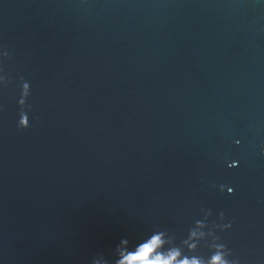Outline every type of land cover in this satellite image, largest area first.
I'll use <instances>...</instances> for the list:
<instances>
[{
    "label": "water",
    "instance_id": "95a60500",
    "mask_svg": "<svg viewBox=\"0 0 264 264\" xmlns=\"http://www.w3.org/2000/svg\"><path fill=\"white\" fill-rule=\"evenodd\" d=\"M0 46V264H264V0H0Z\"/></svg>",
    "mask_w": 264,
    "mask_h": 264
},
{
    "label": "clouds",
    "instance_id": "9594fccd",
    "mask_svg": "<svg viewBox=\"0 0 264 264\" xmlns=\"http://www.w3.org/2000/svg\"><path fill=\"white\" fill-rule=\"evenodd\" d=\"M9 55L8 51L4 49L2 46H0V60L7 58ZM6 83V76L0 70V86L4 85ZM19 88H20V98L18 100V103L23 107L25 104V99L28 97L30 94V83L25 80L23 77L20 78L19 81ZM29 126V120H28V115L26 112L21 111L19 119L17 121V127L18 128H27ZM239 143V141H236ZM264 151V149H262ZM237 162L235 160L232 161V165L234 166ZM224 185H220V191L224 190ZM231 192V190H229ZM208 213H205V218L204 220H197L196 221V227L193 230H190L188 240H192L193 243L195 244L194 241L203 239L206 235L207 236H212V232H205L203 229L207 226L205 223V220L207 219ZM220 218L223 219V213H220ZM231 226L230 223H223L216 225L215 227L220 228L221 230L227 229ZM194 238V239H193ZM212 244L211 248L213 249V254H212V264H239L238 259H229L231 256V252L229 249L226 248L225 244L217 242L219 240L218 237L212 236ZM166 243V241H153V245H149L146 248H140L139 253L136 255L135 260H138L140 264H168V261H163L161 262V259H154V260H148L146 259L147 254L150 251H155L157 247L162 248L163 244ZM145 249H150L148 251H142ZM170 251H168L169 253ZM157 257H160V254L157 255ZM179 264H186V259L179 261ZM195 264V261L193 262Z\"/></svg>",
    "mask_w": 264,
    "mask_h": 264
},
{
    "label": "snow or ice",
    "instance_id": "6c2138e0",
    "mask_svg": "<svg viewBox=\"0 0 264 264\" xmlns=\"http://www.w3.org/2000/svg\"><path fill=\"white\" fill-rule=\"evenodd\" d=\"M229 190H231V191H232V189H231V188H229V189H228V191H229ZM148 250H150V249H145V250H142V251H148Z\"/></svg>",
    "mask_w": 264,
    "mask_h": 264
}]
</instances>
